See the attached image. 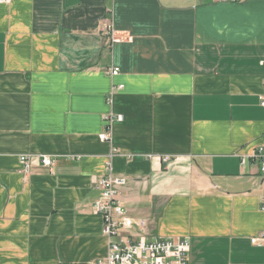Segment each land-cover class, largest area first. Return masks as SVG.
I'll use <instances>...</instances> for the list:
<instances>
[{
  "label": "crops",
  "instance_id": "0c3cea01",
  "mask_svg": "<svg viewBox=\"0 0 264 264\" xmlns=\"http://www.w3.org/2000/svg\"><path fill=\"white\" fill-rule=\"evenodd\" d=\"M261 98L264 0L1 3L0 264L104 258L92 204L109 169L126 180L122 237L264 264V174L240 164L264 145ZM23 154L52 162L24 173Z\"/></svg>",
  "mask_w": 264,
  "mask_h": 264
},
{
  "label": "built area",
  "instance_id": "2783aa9c",
  "mask_svg": "<svg viewBox=\"0 0 264 264\" xmlns=\"http://www.w3.org/2000/svg\"><path fill=\"white\" fill-rule=\"evenodd\" d=\"M9 0H0V4ZM228 2H240L241 0H216ZM110 29L106 27V31ZM111 75L118 74V68L108 69ZM260 105L264 108V98L260 99ZM122 120L120 114H107L104 124L107 130L99 134L101 140L109 137L111 122ZM164 160L168 157H163ZM23 171L26 173L31 164L42 163L51 165L48 155H20ZM255 164L260 174H264V145H257L248 157L241 156L240 164ZM125 178L114 174L110 169L99 177L95 183L99 189V197L93 202L92 208L102 218V234L107 238V252L104 258L98 259L96 264H189L190 242L187 237H166L161 239L138 241L129 240L119 234L120 228L131 226V219L126 216L122 201L119 198L121 188L125 185ZM260 207L264 210V179L263 192L260 196ZM263 237V235L261 236ZM260 236L254 239L259 242Z\"/></svg>",
  "mask_w": 264,
  "mask_h": 264
}]
</instances>
